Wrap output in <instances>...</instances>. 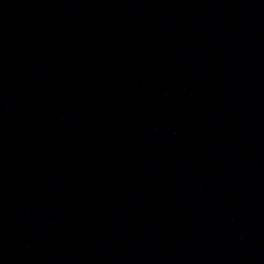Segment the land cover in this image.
Listing matches in <instances>:
<instances>
[{"label":"water","instance_id":"1","mask_svg":"<svg viewBox=\"0 0 264 264\" xmlns=\"http://www.w3.org/2000/svg\"><path fill=\"white\" fill-rule=\"evenodd\" d=\"M0 264H264V0H0Z\"/></svg>","mask_w":264,"mask_h":264}]
</instances>
